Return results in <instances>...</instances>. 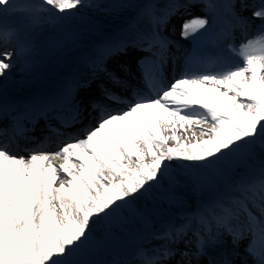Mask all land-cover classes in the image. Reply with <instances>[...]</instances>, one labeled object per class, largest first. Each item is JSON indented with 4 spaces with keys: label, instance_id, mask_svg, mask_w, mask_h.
I'll return each instance as SVG.
<instances>
[{
    "label": "snow or ice",
    "instance_id": "1",
    "mask_svg": "<svg viewBox=\"0 0 264 264\" xmlns=\"http://www.w3.org/2000/svg\"><path fill=\"white\" fill-rule=\"evenodd\" d=\"M198 0H188V6ZM214 15L195 16L181 25V36L190 39L193 50L186 57L182 75L165 84L163 71L170 41L161 28L180 7L172 0L156 14L144 6L150 30L138 33L132 46L149 53L139 62L141 89L128 92V83L118 72L103 69L107 81L98 97L77 100L67 94L62 102L40 105L59 127L49 131L57 137L55 151L41 142L18 153V140L27 129L14 119L0 127V264H91L85 259L99 244L93 226L110 220L123 210L133 209L141 198L171 202L174 185L171 165L219 170L224 164L244 165L228 191L194 221L170 225L160 236L167 244L179 243L191 233L188 251H181L178 264H193L222 243L227 234L233 244L252 235L250 252L264 264V0L251 5L241 0L240 10L252 9L251 17L239 15L235 0L215 4L203 0ZM89 6L88 0H36L17 3L0 0V42L16 39L19 51H0V78L15 67L14 56L25 58L30 47L19 40L23 27H37L49 19L71 18ZM229 17L216 32L220 12ZM9 15H20L27 23L9 25ZM253 20H259L250 37ZM234 29L241 32L239 44L228 43L217 56L204 61L202 49L210 37L230 40ZM129 44L117 41L108 46L102 59L126 51ZM199 59L204 65L194 70ZM108 85H111L109 87ZM146 90V91H145ZM90 109V111H89ZM6 107L0 105V118ZM95 114L83 135L68 129ZM17 145L14 149L12 146ZM259 149L260 155H257ZM258 160V165L248 161ZM191 170V169H190ZM195 224V227L193 226ZM139 264H163L176 251L164 247L150 255L137 253ZM208 264H232L226 257Z\"/></svg>",
    "mask_w": 264,
    "mask_h": 264
},
{
    "label": "bare ground",
    "instance_id": "2",
    "mask_svg": "<svg viewBox=\"0 0 264 264\" xmlns=\"http://www.w3.org/2000/svg\"><path fill=\"white\" fill-rule=\"evenodd\" d=\"M24 2L34 3L36 0H17V3L23 4ZM177 0V3L185 5L178 8L174 15L170 17L168 23L161 28L162 36L166 37L170 44L168 46L166 54V63L164 65V81L165 84H170L174 79L179 78L185 68L186 57L192 50L187 48L184 44L179 42L175 37L177 33V25L179 20L188 13H194L198 10V7L203 1L198 0L197 3H193L188 6V0ZM171 3V0L153 4L156 14L160 15L162 10ZM144 6L131 9L132 21L134 24L126 26L127 36L124 40L129 44V47L124 52L117 53L109 56L107 59H102L105 54V50L109 45L114 42L105 41L108 37H105V33L110 31L107 28L99 27L101 34L97 37L95 35L89 39V43H84L81 47H75L71 42L67 41L65 37L58 36L53 43L52 34L53 31L51 25L52 21L49 19L48 13H41L44 19L41 23L35 27H23L19 33V40L23 41L30 47V51L25 58L19 56L13 57V63L15 67L5 77L0 78V105L6 107V112L3 117L0 118V127H9L14 119H19L23 126L27 129L25 138L18 140V153L21 155H27L28 150L36 147L41 142L47 144L49 151H55L57 147V137L50 131V127H59L57 120L52 119V113L48 112L47 115L41 110L40 105L44 102L58 103L62 102L63 98L67 94H72L77 100H86L92 97H98L100 94V84L107 81V76L103 69L113 71L120 65H125L128 69L127 72H118L123 79L128 83V92L125 93L127 97H131L132 90L142 88V77L139 68V62L148 56L149 53L140 51L138 48L132 46V41L135 40L138 33L147 32L150 30V24L148 19L143 15ZM78 11V10H77ZM76 11V12H77ZM124 16H128V12L124 13ZM128 18V17H127ZM121 19V18H120ZM104 19L99 17L97 23L102 22ZM118 20V19H117ZM27 23V20L20 15H9L7 17V23L11 25L20 24V22ZM129 26V27H128ZM112 28V26H110ZM64 27L63 29H66ZM79 32L84 34L87 31L88 26L82 23L81 27L78 26ZM234 32H240L238 29H234ZM88 37V36H87ZM27 40V42H25ZM115 41V40H113ZM213 48L215 45H208ZM66 49L63 54L56 56L53 61H41L40 57L42 50L53 49ZM5 49L19 51V47L16 39H12L7 43L0 42V51ZM188 50V51H187ZM60 54V53H59ZM203 60L206 61V54L202 50ZM79 58V59H78ZM213 57H209L211 59ZM30 64V69H19V63L24 61ZM37 60L38 65L34 66L33 61ZM83 61L77 63V61ZM76 63V64H75ZM78 64V65H77ZM75 65V66H74ZM74 66V67H73ZM204 65L197 59L194 64V70H199ZM42 71L41 75L38 72ZM78 72V73H76ZM76 75V78L65 80L67 75ZM8 75L10 77L8 79ZM46 77V78H45ZM63 78V79H62ZM111 87V85H108ZM146 91V90H145ZM90 111V109H89ZM95 121V114L84 119L81 123L74 125L68 129H61L65 132V136L61 139H67L68 134L82 136L83 129L93 124ZM14 149L17 145L12 146ZM257 155L259 156V149H257ZM172 173L171 179L162 181V190L167 188L169 183L177 184L174 186V192L187 195L189 197L195 196L194 181L191 179L190 173L186 167H180L175 162L171 165ZM194 192V193H193ZM159 194V192H157ZM156 197L141 198L134 202V205L143 210H149L153 207L151 201L158 200ZM101 225V224H100ZM103 229L106 226L101 225ZM228 240L223 242V255L221 257H209L208 255L202 256L198 260V264H208L209 261H221L225 257L232 262V264H258L257 257L253 256L250 252V246L253 244L252 235L248 234L236 244H233L232 237L226 234ZM190 241L193 240L191 233L185 239L179 243L165 244L164 247H171L176 251V255L169 257L163 261V264H178L182 260L180 255L181 251H188L190 248ZM186 244H183V242ZM163 249V248H162ZM247 251V257L243 258L242 255ZM131 264H139L134 260ZM193 264H197L194 259Z\"/></svg>",
    "mask_w": 264,
    "mask_h": 264
},
{
    "label": "rangeland",
    "instance_id": "3",
    "mask_svg": "<svg viewBox=\"0 0 264 264\" xmlns=\"http://www.w3.org/2000/svg\"><path fill=\"white\" fill-rule=\"evenodd\" d=\"M164 1L168 0H88L89 6L80 8L71 18L60 20H57L54 17L51 18V21L53 22L51 27L56 34H52L54 38L53 43L55 44V42L58 41L56 40L58 36H63L75 47L80 48L83 42L89 43L88 41L90 38H92L94 35L95 37H97L101 34V29H99L100 26L107 28L110 31L109 33H105V37H108V39L105 41L109 42V44L111 42L115 43L117 41L124 40L128 33L126 29L127 23L128 25L134 24V22L132 21L133 19L131 16V9L139 8L147 4H158ZM210 2L215 4H223L225 0H210ZM243 2L251 5L253 2L258 3V0H243ZM23 3L31 2L23 1ZM235 3L236 11L239 15L251 17L252 9L250 7L247 10L241 11V0H235ZM126 12H128V16H124V13ZM213 15L214 13H210L205 8L204 3H201L196 12L188 13L179 20L175 37L179 42L187 46L189 50H193L191 40L184 39L181 36L182 23L185 20H189L195 16H208L209 18H211ZM99 17H102L104 20L100 23H97ZM228 18L229 17L227 16V14L224 13L223 10H221L220 19L218 20L216 26L217 33L223 26V21L227 20ZM82 23L88 26V29L86 32H84V34L80 33L78 29V26L81 27ZM259 24V20H253V23L249 29L250 37L255 33L256 26ZM110 26H112V28ZM64 27L67 28L63 29ZM241 39V32H234V36H232L230 40H221L215 36L210 37L204 42L202 49L205 52L206 57L208 56L206 58V61L209 57L217 56L221 51L225 49L228 43L234 42L235 44H239L241 42ZM25 42H27V40H25ZM208 45H215V47L211 48ZM65 50L62 48L59 50L50 49L46 52L45 50H42V57H40V60L53 61L56 56L58 57L59 55L63 54ZM81 62L83 61H77L78 64ZM33 63L34 66L39 64L37 60L33 61ZM19 65L20 66L17 67V70L24 68L30 69V64L28 65L27 60L23 63H19ZM41 73L42 71L38 72V75L40 76ZM76 76L77 74L75 76H70V74H68L64 79L67 80L70 79V77L76 78ZM9 79L10 77L8 75L7 80ZM247 163L258 165L259 161H248ZM242 167L244 166L235 163L224 164L217 171L187 166V170L190 173L191 179L194 181V197H189L187 195L180 194L179 192H175V196L171 200V202L162 201L160 203L156 199L154 202L151 201V205H153V207L149 210L140 209L133 204V209L139 210L143 213V215H134L133 210L125 209L119 215L113 216L110 220L99 221L93 226L94 238L99 241V244L88 255L85 256V259L90 261L91 264H131L134 260L139 263V257L137 255L139 250H144L150 255L154 250H162V248H164L163 245L166 242L164 239L160 238L162 233L170 225L179 226L181 224H184L186 221H194L202 213L207 212L212 203L228 191L230 182L236 179V176H238H234V174H236L235 171H239ZM233 176L235 178H233ZM177 183L178 181L172 184L175 186V184ZM207 189L211 190V197H208L209 194L206 191ZM224 189H226V192L222 191ZM148 199L150 201V198ZM161 218H163V221ZM100 224L106 226V228L103 229ZM193 226L195 227V224ZM226 240L228 239L225 234L222 237V243L220 245L208 249V256L211 258H217L218 256L221 257L223 255V242H225ZM125 241H133L131 242V246L135 247L124 248L123 243H127ZM110 242L121 243V248L117 249V252L116 250L115 252H112L113 250L111 248H108L111 245L109 244ZM183 244H186V242L184 241ZM108 249H111L110 256L105 252ZM244 252L245 253L242 255L243 258L247 257V251Z\"/></svg>",
    "mask_w": 264,
    "mask_h": 264
},
{
    "label": "trees",
    "instance_id": "4",
    "mask_svg": "<svg viewBox=\"0 0 264 264\" xmlns=\"http://www.w3.org/2000/svg\"><path fill=\"white\" fill-rule=\"evenodd\" d=\"M243 166H244V165H243ZM243 170H244V167H242L239 171L236 170V171H235L236 174H234V176H235V175H238V173H239V172H242ZM234 176H233V178H235ZM236 177H237V176H236ZM208 189H209V188H208ZM208 189L206 190L207 193L209 194L208 197H211V196H210V192H211V190H208ZM222 191L226 192V189H224V190H222ZM161 219H162V221H163V218H161ZM168 219H169V218H168ZM168 219H165V220H168ZM123 242H124V241H123ZM123 242H122V243H123ZM125 242H127V241H125ZM104 244H105V243H104ZM109 244H111V245H110V247H108V248H111V249L113 250L112 252H115V250H116V252H117V249H120V248H121V243H119V242H117V243H116V242H110ZM123 244H124V246H123L124 248H129V247L132 248L130 242L123 243ZM106 245H108V244H106ZM106 249H107V248H106ZM111 249H108L107 251H105L109 256L111 255V253H110ZM104 250H105V249H104Z\"/></svg>",
    "mask_w": 264,
    "mask_h": 264
}]
</instances>
